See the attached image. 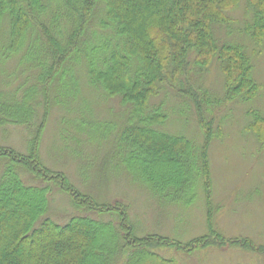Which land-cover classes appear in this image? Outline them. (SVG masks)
I'll return each mask as SVG.
<instances>
[{
    "label": "trees",
    "instance_id": "trees-1",
    "mask_svg": "<svg viewBox=\"0 0 264 264\" xmlns=\"http://www.w3.org/2000/svg\"><path fill=\"white\" fill-rule=\"evenodd\" d=\"M238 3L0 0V133L14 126L28 137L25 152L0 143V264H177L154 249L192 255L224 246L264 257V243L226 238L212 220L206 151L221 125L213 126L211 114L221 103L251 101L259 89L244 44L214 37V25L231 24L227 14ZM246 6L252 20L239 31L257 48L264 36V0H246ZM212 61L223 75L221 100L188 89L189 70L203 73ZM87 89L103 100L116 99L127 121L96 119ZM167 89L193 102L203 139L198 151L189 138L157 128L167 116L163 101L151 99ZM247 115L244 129L264 144V114L249 109ZM51 121L56 134L59 126L64 133L67 127L78 149L99 139L117 143L134 179L166 201L190 204L201 183L208 232L185 243L138 236L124 203L97 201L43 162L40 148ZM56 190L76 211L64 222L50 210Z\"/></svg>",
    "mask_w": 264,
    "mask_h": 264
},
{
    "label": "rangeland",
    "instance_id": "rangeland-1",
    "mask_svg": "<svg viewBox=\"0 0 264 264\" xmlns=\"http://www.w3.org/2000/svg\"><path fill=\"white\" fill-rule=\"evenodd\" d=\"M227 15L233 22L223 26L214 25V37L222 40L221 42L244 44L252 68L251 76L259 89L251 101L235 99L227 104L221 103L211 114L215 117L213 126L221 125L220 136L212 139L206 151L214 209L213 228L226 238L243 237L263 244L264 144L259 143L255 135L244 128L249 121V109L264 114V36L260 47L255 48L250 37L239 31L253 16L252 10L247 9L246 0H239L236 8ZM187 81L188 89H194L198 95L199 92H206L209 97L217 100L224 97L223 75L216 61H212L203 73H196L191 68ZM176 86L180 87L179 84ZM178 93L177 90L167 89L151 99V104L163 101V111L167 116L164 123L157 128L189 138L194 150L198 151L203 139L194 104ZM84 95L89 108V103L94 104L91 107L96 119H112L117 124L127 121L128 114L120 108L116 99L103 100L99 92L93 89H87ZM205 113L207 117L209 114ZM65 114L66 112L62 113L63 119L66 118ZM55 127V123L51 121L43 136L40 148L43 162L52 169L63 171L75 186L97 201L124 203L138 236L157 234L185 243L208 232L201 183L195 191L194 201L190 204L166 201L165 197L160 198V194L156 195L134 179V174L123 162L125 150L117 143L99 139L78 149L70 142L67 127L64 133L59 126L57 134L54 133ZM27 138L25 130L14 126L8 127L5 133L3 130L0 133V143L12 146L20 152H25ZM71 206L65 194L54 191L50 210L56 221L64 222L76 212ZM154 252L164 258L176 260L177 264L264 262V257H256L250 252L229 246L209 247L192 255L171 248H156Z\"/></svg>",
    "mask_w": 264,
    "mask_h": 264
}]
</instances>
